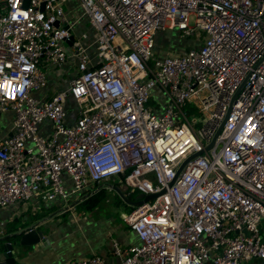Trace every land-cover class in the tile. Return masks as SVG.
Listing matches in <instances>:
<instances>
[{
    "label": "built area",
    "instance_id": "built-area-1",
    "mask_svg": "<svg viewBox=\"0 0 264 264\" xmlns=\"http://www.w3.org/2000/svg\"><path fill=\"white\" fill-rule=\"evenodd\" d=\"M77 1L95 61L74 37L72 0H0V119L14 114L0 140V208L67 204L118 179L159 195L125 217L140 243L114 242L118 264H264V0ZM175 30L195 46L157 56V35ZM69 59L79 71L69 88L39 99L41 68ZM155 89L165 103L149 108Z\"/></svg>",
    "mask_w": 264,
    "mask_h": 264
},
{
    "label": "crops",
    "instance_id": "crops-1",
    "mask_svg": "<svg viewBox=\"0 0 264 264\" xmlns=\"http://www.w3.org/2000/svg\"><path fill=\"white\" fill-rule=\"evenodd\" d=\"M81 8L77 0H72L65 6L70 19L77 20V17L80 19L74 31L75 39L80 40L88 48L90 57L95 61L97 50L93 44L96 31L87 19L80 18ZM75 10H78V13ZM90 30L93 31L91 35ZM160 36L161 33L157 38L159 39ZM189 45V48L191 45L195 46L193 41H190ZM65 48L71 55V45L66 43ZM78 74L77 62L74 59H69L61 67L51 66L46 74L47 86L37 95L38 98L47 101L57 93L66 91ZM67 107L70 114L77 112V105L71 97L68 99ZM13 122V113L1 117L0 140L11 135ZM45 126L44 135H50V125ZM64 183L67 190L72 189V182L67 176ZM116 189L128 202L124 201ZM138 195L131 194L118 179H108L101 184L89 185L79 196H71L67 204L60 198L53 202H44L34 197L27 203L0 208V246L14 242L15 240L9 239L14 233L39 225L37 229L44 232L45 241L35 248L22 247L18 254L12 257L15 264H70L94 255L101 256L106 264H118L113 250L114 242L120 243L124 248L140 243L137 234L124 222L125 217L134 210L133 203ZM92 198L94 200L101 198V202L89 211L84 205ZM71 205L75 206L71 208ZM66 207L70 209L65 211ZM67 216H70L69 219Z\"/></svg>",
    "mask_w": 264,
    "mask_h": 264
},
{
    "label": "water",
    "instance_id": "water-1",
    "mask_svg": "<svg viewBox=\"0 0 264 264\" xmlns=\"http://www.w3.org/2000/svg\"><path fill=\"white\" fill-rule=\"evenodd\" d=\"M43 10H44V6L42 7V11ZM56 25H58V24H56ZM222 128H223V125L218 130L212 145L207 150H210L211 147L214 145V142L216 141V139H217L218 135L220 134ZM116 190L123 197L124 201L128 202V200L121 194V192L118 189H116ZM165 192L166 191H163L162 194H164ZM157 197H159V195L145 196L144 194H139L136 197V201H135V203H133V205L135 207H137V206L143 204L144 202H149L151 200L156 199ZM75 205H71V208H73ZM69 209L70 208H65L64 210L68 211ZM38 226H33V227L26 228V229H22L19 232L11 235L9 237V239H13V241L14 240L15 241L10 242V243H4L3 245L0 246V264H8L7 259L15 257L18 254V251L22 247L35 248L36 246H38L39 244L44 242L45 241V234H44V232L39 231L37 229ZM3 241H5V239Z\"/></svg>",
    "mask_w": 264,
    "mask_h": 264
},
{
    "label": "rangeland",
    "instance_id": "rangeland-1",
    "mask_svg": "<svg viewBox=\"0 0 264 264\" xmlns=\"http://www.w3.org/2000/svg\"><path fill=\"white\" fill-rule=\"evenodd\" d=\"M75 12L78 13V10H75ZM193 21H194V19L192 20V24H193ZM92 32L90 30V35ZM160 33H161L160 38L158 39L156 37V55L157 56L161 55V54L162 55H177L181 52H185L190 47V45H189L190 41L195 40V38H197V37H195L192 39V38L182 37V34L178 30H175L172 33L166 32V31L160 32ZM157 40H158V43H157ZM191 47H192V45H191ZM50 68H51V66L49 64H47L44 67H42L41 70H42V72L47 74L48 70ZM164 103H165V99L160 94V90L155 89L154 90V97H152L148 107L149 108L150 107L155 108V107H158L159 104H164ZM69 217L70 216H67V219H69ZM263 225H264V223H263Z\"/></svg>",
    "mask_w": 264,
    "mask_h": 264
},
{
    "label": "trees",
    "instance_id": "trees-1",
    "mask_svg": "<svg viewBox=\"0 0 264 264\" xmlns=\"http://www.w3.org/2000/svg\"><path fill=\"white\" fill-rule=\"evenodd\" d=\"M123 178V177H122ZM103 192V191H102ZM99 197V196H98ZM101 202V198H98L97 200H94L93 198L92 199H88L86 201V204L84 205V208H86L87 206V210H93L98 204H100ZM8 263L9 264H15V262L13 261V258H10L8 260Z\"/></svg>",
    "mask_w": 264,
    "mask_h": 264
}]
</instances>
